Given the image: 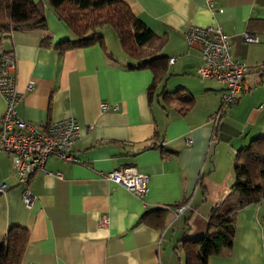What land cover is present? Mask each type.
<instances>
[{
	"label": "crops",
	"instance_id": "1",
	"mask_svg": "<svg viewBox=\"0 0 264 264\" xmlns=\"http://www.w3.org/2000/svg\"><path fill=\"white\" fill-rule=\"evenodd\" d=\"M120 1L165 40L161 55L175 59L156 87H151L148 69H131L135 63L111 33L109 43L102 34L106 53L95 45L60 55L40 47V32H0V46L15 58L19 118L39 129L72 118L80 130L71 148L76 163L50 156L30 177L31 208L21 201L10 158L0 152V186L5 188L0 193V241L10 227L29 231L21 264H184L175 251L178 243L204 235L209 214L220 203L246 201L234 188L237 183L252 186L235 172V156L251 140L264 139V72L259 70L264 64V0ZM45 16L53 44L73 39L50 10ZM216 25L228 37L234 59L249 72L246 89L219 120L212 141L209 117L219 108L224 87L197 76L200 54L184 34L190 26ZM245 33L257 43H246ZM163 91L192 97L193 108L181 116L178 103L163 101ZM4 109L0 96V116ZM218 164L221 180L213 178ZM123 167L148 178L143 198L100 176ZM183 201L189 208L177 217L174 208L166 209L162 228L139 223L147 210ZM101 217L109 219L107 227L99 226ZM234 218L231 248L208 264H264V196L240 207Z\"/></svg>",
	"mask_w": 264,
	"mask_h": 264
},
{
	"label": "trees",
	"instance_id": "2",
	"mask_svg": "<svg viewBox=\"0 0 264 264\" xmlns=\"http://www.w3.org/2000/svg\"><path fill=\"white\" fill-rule=\"evenodd\" d=\"M46 9L66 27L72 40L52 43L46 24ZM104 27H110L114 31L122 53L135 63L131 69H148L152 73V88L165 81L169 60L161 55L165 40L146 28L131 12L129 6L120 0H45L44 3L32 0H0V32L10 33L21 30L40 32L43 34L40 47L52 48L60 55L68 50L95 45L106 53L104 38L98 32ZM161 96L167 105L178 103L177 112L181 116L194 106L192 97L182 98L178 91L173 93L163 91ZM230 107L221 111L219 106L210 117L219 114L221 119ZM220 119L213 124L212 141L216 138V127ZM235 160V172L242 174L252 183L251 187L242 186L240 183L234 187L236 190H241L246 201L223 203L214 207L209 214L204 235L193 240L182 239L178 243L175 251L177 254H182L184 264H208L211 257L218 256L224 249L231 248L236 212L242 206L258 203L264 196V189L259 191L258 188L260 184H264V139L251 140L248 146L237 151ZM186 203L189 204L188 201H183L165 208L147 210L140 217L139 223L156 229L162 228L168 212L166 209ZM28 241L29 231L26 228L10 227L0 241V264H21Z\"/></svg>",
	"mask_w": 264,
	"mask_h": 264
},
{
	"label": "built area",
	"instance_id": "3",
	"mask_svg": "<svg viewBox=\"0 0 264 264\" xmlns=\"http://www.w3.org/2000/svg\"><path fill=\"white\" fill-rule=\"evenodd\" d=\"M188 44L195 46L200 54L201 63L197 68V76L203 80L220 82L224 90L220 97L221 111L234 105L242 92L246 89L244 79L249 72L248 67L234 59L228 37L219 26H190L184 34ZM246 43H257L258 39L249 34H243ZM168 60V64L174 62ZM259 70L264 71V66ZM15 58L0 46V96L4 101L5 109L0 116V151L11 161L13 173L17 177L21 190V201L26 208H31L34 197L27 189L30 177L38 170L43 169L48 157L54 156L63 162L76 163L71 154V148L80 138V130L72 118L51 122L41 129L22 121L16 106L20 101V94L15 85ZM33 87V83L27 86ZM112 107L111 109H115ZM264 107H261V109ZM107 110V105L101 106ZM217 114L209 118L214 124L220 119ZM104 179L122 186L137 198H143L148 191V178L139 173L134 167H123L107 173H100ZM5 190L0 186V193ZM189 204L174 208V215H181ZM109 219L101 217L100 227H107ZM264 224V218L261 219ZM264 248V236L262 238Z\"/></svg>",
	"mask_w": 264,
	"mask_h": 264
},
{
	"label": "rangeland",
	"instance_id": "4",
	"mask_svg": "<svg viewBox=\"0 0 264 264\" xmlns=\"http://www.w3.org/2000/svg\"><path fill=\"white\" fill-rule=\"evenodd\" d=\"M102 31H104V32H102ZM107 31H108V33H106ZM98 32L101 33V35L103 34V36L107 39L108 43H109V33H111V35H113V36H116V34L114 33V31L110 27H104L103 29L99 30ZM105 38H104V41H105ZM190 77H191V79H197L198 80V78L196 76L195 77L194 76L193 77L190 76ZM179 81H181V80H179ZM179 81H177V82H179ZM190 81H192V80H190ZM190 81H189V83H191ZM184 93L185 92H183L182 94H184ZM220 170H221V166H220V164H218V166H217L218 175L217 176L214 175L213 176L214 179H217V180H221L222 179V175L220 174ZM258 188H259V191L260 190L262 191L264 189V184H260V186H258ZM257 193H254V194H257ZM219 205H221V203ZM181 256H182V254H181Z\"/></svg>",
	"mask_w": 264,
	"mask_h": 264
},
{
	"label": "bare ground",
	"instance_id": "5",
	"mask_svg": "<svg viewBox=\"0 0 264 264\" xmlns=\"http://www.w3.org/2000/svg\"><path fill=\"white\" fill-rule=\"evenodd\" d=\"M225 110V109H224Z\"/></svg>",
	"mask_w": 264,
	"mask_h": 264
}]
</instances>
